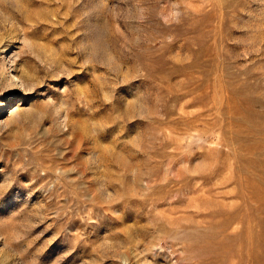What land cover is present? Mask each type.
Returning <instances> with one entry per match:
<instances>
[{"label":"rangeland","instance_id":"obj_1","mask_svg":"<svg viewBox=\"0 0 264 264\" xmlns=\"http://www.w3.org/2000/svg\"><path fill=\"white\" fill-rule=\"evenodd\" d=\"M0 264H264V0H0Z\"/></svg>","mask_w":264,"mask_h":264},{"label":"bare ground","instance_id":"obj_2","mask_svg":"<svg viewBox=\"0 0 264 264\" xmlns=\"http://www.w3.org/2000/svg\"><path fill=\"white\" fill-rule=\"evenodd\" d=\"M13 80L16 81V84L21 83V86L23 85L21 79L19 77H17V75H13ZM1 109H3V108H1Z\"/></svg>","mask_w":264,"mask_h":264}]
</instances>
